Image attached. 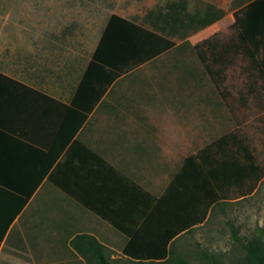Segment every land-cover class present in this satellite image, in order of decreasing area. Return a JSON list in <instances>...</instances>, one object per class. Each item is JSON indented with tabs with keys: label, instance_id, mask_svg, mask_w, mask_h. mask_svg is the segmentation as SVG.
I'll return each instance as SVG.
<instances>
[{
	"label": "crops",
	"instance_id": "crops-1",
	"mask_svg": "<svg viewBox=\"0 0 264 264\" xmlns=\"http://www.w3.org/2000/svg\"><path fill=\"white\" fill-rule=\"evenodd\" d=\"M140 28L159 34L115 13L92 42L54 36L8 43L0 66L11 80L0 95V264L13 263L5 253L23 259L18 250L32 222L37 254L55 259L48 264H85L71 246L81 235L126 260L132 240L138 252L159 247V200L190 157L175 171L177 122L167 112L168 75L183 71L187 47L152 55V39ZM182 235L168 247L181 253Z\"/></svg>",
	"mask_w": 264,
	"mask_h": 264
},
{
	"label": "rangeland",
	"instance_id": "rangeland-1",
	"mask_svg": "<svg viewBox=\"0 0 264 264\" xmlns=\"http://www.w3.org/2000/svg\"><path fill=\"white\" fill-rule=\"evenodd\" d=\"M204 5L214 6L222 17L191 34L188 15ZM241 6L240 0H0V66L5 68L7 45L13 40L55 36L63 41L77 37L92 42L115 13L153 29L165 26L178 44L188 41L195 46L211 40L215 50L206 51V59L214 76L205 72L191 47L184 50L183 71L176 67L171 80L168 75V91L171 90L172 96L167 93V100L172 97V107L167 112L177 122L173 128L174 141L169 144L175 171L187 156H197L215 140L232 132L249 139L264 166V78L239 40L233 15ZM162 61L169 69L170 57ZM36 226V222L24 226L26 244L18 250L23 259L18 254L9 257L13 254L5 253L4 261L48 264L55 260L53 255L37 254L36 241L40 237ZM231 226L247 239L255 237L259 230L264 231V179L253 194L214 208L203 226L183 236L181 255L189 264H204L201 255L207 251L215 256L217 264H239L245 252L232 238ZM111 256L119 264H134L121 254L112 252Z\"/></svg>",
	"mask_w": 264,
	"mask_h": 264
},
{
	"label": "trees",
	"instance_id": "trees-1",
	"mask_svg": "<svg viewBox=\"0 0 264 264\" xmlns=\"http://www.w3.org/2000/svg\"><path fill=\"white\" fill-rule=\"evenodd\" d=\"M240 4L242 6L233 15L239 30V40L246 47L258 73L264 78V3L262 0H240ZM204 6L188 15L191 34L207 28L222 17V12L214 6ZM114 17L113 15L112 18ZM140 31L152 39L148 42L152 55L174 48L182 51L183 48L191 47L205 72L214 76L206 59V51L211 53L215 50V44L211 40L195 46L186 41L177 46L171 40L174 34L165 26L154 28L159 34L142 28ZM116 76L112 75V78ZM10 82V79L0 74V95H4ZM216 86L220 91L221 88L217 84ZM263 179L264 166L259 162L249 139L233 132L222 136L211 146L202 149L197 156H190L184 161L173 183L159 200L160 222L154 234L159 247L154 245L149 253L138 252L132 240L123 255L134 264H189L186 257L174 247V243L171 248L168 247L170 242L180 234H191L196 228L203 226L214 208L253 194ZM231 234L245 252L239 264H264L263 230H259L255 237L247 239L240 237L231 226ZM71 246L85 264H119L94 237L77 236L72 240ZM201 256L204 264H217L213 254L206 251Z\"/></svg>",
	"mask_w": 264,
	"mask_h": 264
}]
</instances>
